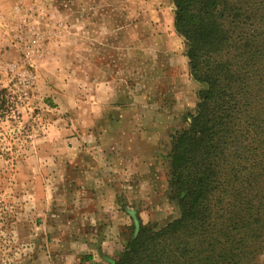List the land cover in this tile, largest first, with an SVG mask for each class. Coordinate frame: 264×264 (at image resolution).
Masks as SVG:
<instances>
[{
    "label": "rangeland",
    "instance_id": "rangeland-1",
    "mask_svg": "<svg viewBox=\"0 0 264 264\" xmlns=\"http://www.w3.org/2000/svg\"><path fill=\"white\" fill-rule=\"evenodd\" d=\"M172 5L173 0H0V90H6L0 107V264L87 260V248L77 240L94 224L85 217L92 203L83 182H114L105 166L110 161L120 168L117 159L102 158L96 140L118 129L130 135L145 129L114 127L108 111L100 118L97 104L106 102L110 78L114 103L126 96L133 120L143 116L159 126L161 153L149 160L145 174L155 190L134 208L135 221L149 213L150 221L162 225L179 215L169 197L168 153L172 136L195 111L202 85L190 74L184 38L156 26L161 20L167 29L164 15ZM142 12L154 15L143 18ZM106 69L111 74L101 73ZM117 177L122 184L132 180ZM256 264H264V252Z\"/></svg>",
    "mask_w": 264,
    "mask_h": 264
},
{
    "label": "trees",
    "instance_id": "trees-1",
    "mask_svg": "<svg viewBox=\"0 0 264 264\" xmlns=\"http://www.w3.org/2000/svg\"><path fill=\"white\" fill-rule=\"evenodd\" d=\"M173 3L190 74L202 85L168 153L179 215L124 228L110 264H256L264 252V0Z\"/></svg>",
    "mask_w": 264,
    "mask_h": 264
},
{
    "label": "crops",
    "instance_id": "crops-1",
    "mask_svg": "<svg viewBox=\"0 0 264 264\" xmlns=\"http://www.w3.org/2000/svg\"><path fill=\"white\" fill-rule=\"evenodd\" d=\"M174 9L172 5L170 7V12L167 10L165 11L164 17L167 16L168 19L165 23L167 29L164 28V24L161 20H159V22L156 21V26L159 32H167L170 36L175 35L180 37L174 25ZM163 10L164 9L161 8V13H164ZM147 15L150 17V15L153 16L154 14H152V12L149 14L147 12H142L141 14L143 18H146ZM107 26H109L110 30L112 29L111 20ZM99 28H102L101 23ZM184 56L186 57V55ZM102 57L101 55V58ZM104 61V59H100L99 62L100 64H105ZM101 73L111 74L107 69L101 70ZM105 83L109 84V88L107 89H110V94L105 97V99L107 98L105 103L97 104L99 105L97 106L99 111L101 110L100 118L102 116L105 117L106 114L104 115V113L108 111L109 116L114 119L110 122L114 127L134 126L136 128L137 125H140V127L143 126L145 129H142L141 132H130L131 135L127 134L129 132L121 133V129H118L116 135L102 136L100 134L98 141L96 140L97 146L95 147L98 148L97 151L102 158L105 160L108 158L110 160L117 159L120 168L113 166L110 161H108L107 166H105L109 171V175L114 176V182L106 179L103 181L98 180L99 182L95 181L94 183H89L88 181L83 182V190L88 189L91 191L89 202L92 203V209L85 217L87 219L89 218V220L94 223L93 228L90 229V233L85 230L80 239L77 238L88 251L86 253L89 256L84 258L85 260L87 259L83 261L84 264H110V262L116 259L118 254L123 250L122 232L124 228L135 223L134 211L136 210L134 208H139L140 202H145L147 199H143L145 194L155 190L154 187L156 184H154V181H150L148 178L149 174L145 175L147 171H149V160L160 156L161 153L158 145L160 139L158 122L155 119H146V117L143 116L141 120H133L131 114L133 111V104L126 102V96H124L125 101L119 104L114 103V92L111 87L113 83L112 78L108 79ZM144 110L149 112L146 109ZM128 114L130 118L126 119ZM104 126L105 125L102 124L100 127L103 128ZM151 145H156L152 152L149 150ZM118 175L132 177V180L124 184L116 182ZM89 180H92L91 177ZM121 189L126 192V198L123 201L120 199ZM100 191H103V193ZM129 205H132V210L129 209L131 208ZM139 216L143 223H147L151 219L149 213H140Z\"/></svg>",
    "mask_w": 264,
    "mask_h": 264
}]
</instances>
